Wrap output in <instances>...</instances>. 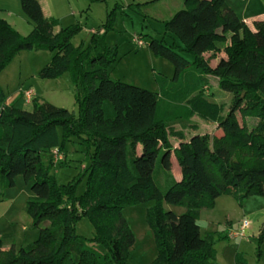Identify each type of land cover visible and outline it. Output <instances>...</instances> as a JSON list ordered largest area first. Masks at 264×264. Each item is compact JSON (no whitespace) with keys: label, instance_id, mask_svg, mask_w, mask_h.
Listing matches in <instances>:
<instances>
[{"label":"trees","instance_id":"obj_1","mask_svg":"<svg viewBox=\"0 0 264 264\" xmlns=\"http://www.w3.org/2000/svg\"><path fill=\"white\" fill-rule=\"evenodd\" d=\"M19 2L33 28L23 36L0 19V72L22 50L49 51L51 59L38 76L53 79L71 70L80 109L73 117L65 108L32 98L34 107L28 111L6 104L0 92V202L21 175L33 195L25 212L39 228L37 240L19 249L0 236V264H124L133 234L121 209L145 201L155 202L147 211L158 250L155 264H216L212 239L201 235L198 210L212 207L221 195L239 203L252 194L264 195V21L255 22L252 31L224 0H184L164 23V35L172 42L165 37L146 42L173 66L170 81L155 76L159 92H154L112 80L107 73L117 54L105 42L115 9L102 25L103 35L95 32L87 44L75 47L71 39L81 30L79 24L55 31L58 20L44 17L38 0ZM221 46L227 58L213 66L214 56L204 54ZM209 77L231 94L225 114L222 104L205 95ZM195 115L217 124L223 135L186 138L175 129ZM246 119L257 120L251 135L243 125ZM75 136L86 146L90 162L79 208L69 189L49 176L52 149L66 156L65 142ZM249 136L259 142L251 150ZM239 149L253 152L256 163L245 166L234 158ZM43 151L49 154L47 166ZM172 155L181 171L178 181L170 173ZM160 173L165 190L155 179ZM164 204L186 212L177 214ZM83 215L94 220V238L75 233V221ZM260 232L264 238V225Z\"/></svg>","mask_w":264,"mask_h":264},{"label":"rangeland","instance_id":"obj_2","mask_svg":"<svg viewBox=\"0 0 264 264\" xmlns=\"http://www.w3.org/2000/svg\"><path fill=\"white\" fill-rule=\"evenodd\" d=\"M80 1L85 0H77L76 3ZM96 1V4L92 6L91 20L88 24L89 27L95 28L104 21L105 15L104 4ZM106 2L111 8L116 2L126 6L132 4L134 8L126 10L127 15L119 13L116 30L111 31L107 36V44L117 49L115 60L107 67L108 75L112 80L159 92L155 76L159 75L170 81L173 66L166 59L155 56L147 48L146 42L150 37L157 39L165 37L166 42H172L171 37L164 35L163 21L165 18H170L173 11L183 4L184 0H106ZM9 3L12 11L20 9L19 0H10ZM150 24L154 29L150 28ZM81 31L72 39L75 46H78L79 40L85 37V32L81 33ZM137 38L142 41L141 44L138 43ZM183 55L192 60L191 55L186 53ZM211 55L214 58H210ZM51 56V52L35 48L18 52L0 72V92L5 98L16 95V98L22 99L17 108L31 111L34 107L31 102L33 94L30 96L29 103H26L24 94L26 88H31L34 90V99L37 103L47 101L56 107L69 110L73 117H77L80 109L77 98L78 88L71 70L53 79H42L38 76V72L50 61ZM204 56L211 59V65H215L220 58H227L226 50L222 46L219 51L206 52ZM205 95L210 100L222 104L223 114L226 113L231 94L223 92L218 87L216 79L209 77ZM238 118L243 122L240 116ZM256 124L255 119H246L243 123L249 135L256 128ZM174 127L176 130L183 131L186 138L193 133L207 138H219L223 135V131L217 124L209 123L196 115L187 122L175 124ZM256 138L252 139L249 136V143L253 146L249 145L250 150L259 143ZM172 143L177 142L172 139ZM64 148L66 156L62 154V159L55 161L52 156L53 166L49 170V176L54 177L58 185L69 189L72 195L70 200L74 199L76 207L79 208L88 182V177L84 173L90 163L86 156L87 149L77 136L65 142ZM253 154V152L250 154L248 151L239 149V153H235L236 156L233 157L248 166L256 163V157ZM41 157L47 166L48 152L43 151ZM170 173L174 177L181 176L175 157H173ZM155 179L161 189L167 188L164 185V174H158ZM220 179L221 177L218 176V180ZM15 183L14 187L8 188L7 196L4 195V200L0 202V236L5 235L4 242L8 244L13 242L15 248L19 249L37 240L39 228L33 226L31 218L25 212L29 196H33L29 185L24 182L21 175L16 177ZM14 196H16L15 200L12 199ZM67 199L65 195V200ZM241 203L232 195H221L214 201L212 207H203L198 210L197 221L201 235L207 240L212 239L210 253L213 252L216 264H264V238H261L260 232L264 225V195L252 194ZM154 205V201H145L127 205L121 209V214L133 234V241L126 250L124 264H155L158 260L155 238L147 222V211ZM164 205L166 209H171L177 214L186 212L184 207ZM243 221H248L249 224L243 235L232 238L231 233L238 231ZM46 225L48 220L41 224L42 227ZM75 233L86 239L94 238L97 233L94 220L90 216H81L75 221Z\"/></svg>","mask_w":264,"mask_h":264},{"label":"crops","instance_id":"obj_3","mask_svg":"<svg viewBox=\"0 0 264 264\" xmlns=\"http://www.w3.org/2000/svg\"><path fill=\"white\" fill-rule=\"evenodd\" d=\"M38 1L40 3L44 17H53L58 20V26L55 28V31H57L60 27H67V26L75 25V24L80 25L81 30H82L81 33L85 32V37L79 40V45L82 42L87 44L91 36L95 32H98L99 35L104 34V29L102 28V25L105 23L107 15L113 9H115V20L113 24V30H116L117 28L116 25L118 22L119 13L123 15H127L126 10L134 9L132 4H129L128 6H126L124 4H119L117 2L111 8L110 4L106 2V0H97V1L96 0H85V1H80V3L79 2L76 3L77 0L75 1L74 0L73 1L71 0H38ZM95 1L98 3L104 4L105 6L104 7V14H105L104 21L100 20L101 22L100 24L96 26V28L93 26H90V27L88 26L91 20L90 18L92 15V6L96 4ZM224 1L235 12L238 18L242 20L252 31L255 30L254 29L255 22L264 21V0H224ZM9 2L10 0H0V19L5 20L12 28H14L21 35L30 33L33 26L29 22L27 17L24 15L21 9V6L19 9L20 11L17 9L14 12L11 10L10 8L11 5H9L10 4ZM182 5L184 4H181L180 6H178V8H176L173 11V13L171 14V17L176 11L181 9ZM168 19L169 18H165V21ZM165 21H163V23H165ZM149 26L151 29H154L153 25L150 24ZM111 31L105 33V42H106L108 34ZM167 36L169 35L167 34ZM72 39H71V42H72ZM72 44L75 46L74 43ZM78 46H75V47H78ZM109 46H112V45H109ZM26 89H31V88H26ZM31 90L33 91V98H34L35 96L34 90L33 89ZM18 99L20 98H16V95H13L10 98H6V104H14L16 107H18L19 103H21V100H22V99L20 100ZM26 103H29V102L26 100ZM177 144L178 143L174 145L176 146ZM173 157L174 156L172 155L171 156L172 165H173ZM174 178L178 181L180 180L181 176L174 177ZM8 192H9V189H6L4 191V195L7 196ZM12 199L15 200L16 196H14ZM164 208H165V205H164Z\"/></svg>","mask_w":264,"mask_h":264},{"label":"built area","instance_id":"obj_4","mask_svg":"<svg viewBox=\"0 0 264 264\" xmlns=\"http://www.w3.org/2000/svg\"><path fill=\"white\" fill-rule=\"evenodd\" d=\"M137 40H138V43H139V44L142 43V41H141L140 39L137 38ZM24 94H25V96H26V97H25L26 100L29 102L30 96L33 94V91L30 90V89H26V90L24 91ZM52 156H53V158H54L55 161L62 159V154L59 153L57 149H52ZM248 225H249V224H248V221H243L242 224L240 225L238 231H234L233 233H231L230 236H231L232 238H235V237L238 236V235H243V232H244V230L248 227Z\"/></svg>","mask_w":264,"mask_h":264}]
</instances>
